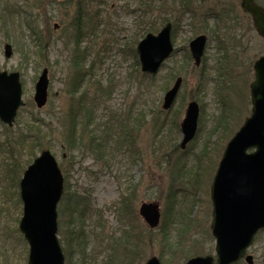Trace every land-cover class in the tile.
<instances>
[{
  "label": "rangeland",
  "instance_id": "1",
  "mask_svg": "<svg viewBox=\"0 0 264 264\" xmlns=\"http://www.w3.org/2000/svg\"><path fill=\"white\" fill-rule=\"evenodd\" d=\"M78 4L81 7L79 17L75 12ZM259 5L264 10V2ZM220 15L224 17L218 18ZM225 18L227 23L223 27ZM163 20L172 22L174 52L151 78L135 63L136 46L147 33L157 34ZM26 23L30 30L26 29ZM77 31L81 34L79 38H75ZM199 34H204L207 41L201 65L195 68L188 43ZM5 44L12 49L9 58L4 57ZM73 49L85 52V69H91L89 85L81 90L84 91L82 105L94 99L95 119L86 131L78 127L79 149L63 152L65 147L59 124L71 103L64 91L71 56L75 55ZM40 54H43L42 58H39ZM263 54L264 41L254 30L250 17L241 10L240 0H0V70L19 73L25 104L13 126L0 123V264H27L29 254L28 245L18 231L22 205L21 202L17 204L15 194L19 197V182L17 187L14 178L11 181L6 177L3 162L10 156L19 160L20 170L15 175L20 180L26 167L41 151L48 150L63 177V194H76L87 204L90 219L84 227L90 239L88 248L100 252L99 259H102V245L109 237H119L124 224L128 227L125 217L124 224L119 222L121 217L115 210L121 195L129 193L126 196L132 207L129 220L132 218L131 224L139 230L146 227L137 214L141 203L156 202L161 218L171 205L168 193L174 172L161 160L167 156L174 161L176 154L171 151L180 150L177 145L182 136L179 129L175 132L173 124L176 122L179 128L190 101H196L199 106L198 128L194 140L183 149V169L186 174L197 170L203 177L197 189L194 187L195 191L187 181H181L186 193H190L180 208L178 200L173 213L178 212L191 224H187L188 232L178 243L187 257L177 261L185 264L191 258L186 249L190 250L194 241L203 246L197 255L215 259V243L210 232L209 187L225 144L250 115L252 65ZM43 69L47 70L48 78L47 103L37 110L32 98L34 85ZM235 75L245 76L247 80L244 119L231 129L232 134L226 142L219 133H212L206 144V135L215 126L222 108L219 89L228 87L230 78ZM177 76L183 82L177 99L169 111H163V94ZM96 82L100 85L99 97L94 94ZM78 96L80 93L76 100ZM29 122L41 132L39 144L42 149L41 146L29 147L36 139L25 130ZM154 122L163 124V130L160 129L158 134L153 128ZM123 124L127 128V143L125 141L117 153L118 140L123 138ZM92 127H95L94 131L89 134ZM23 134L30 136H27L28 143L22 146L24 150L20 156L11 150L8 152V143L11 145L15 141L14 147L19 151L17 142ZM92 135L104 143L107 138L104 149L107 154L102 160H98L86 145ZM205 144L209 157L205 154L200 162L195 161ZM181 182H176L179 189ZM59 205L57 239L62 250ZM174 214L170 230L181 227L184 220L179 223ZM257 237L247 253L253 257L254 264H264V230ZM173 238L177 239L176 235ZM157 250V247L150 250L146 257H156Z\"/></svg>",
  "mask_w": 264,
  "mask_h": 264
},
{
  "label": "water",
  "instance_id": "2",
  "mask_svg": "<svg viewBox=\"0 0 264 264\" xmlns=\"http://www.w3.org/2000/svg\"><path fill=\"white\" fill-rule=\"evenodd\" d=\"M255 0H241V8L251 16L253 26L264 39V10ZM170 24L157 34H147L137 45L140 70L154 75L173 50ZM206 37L199 35L189 43L194 65H200ZM11 46L4 45V57L11 56ZM254 80L250 84L251 114L227 142L210 186L211 235L214 238L213 257L196 256L185 264H233L245 255L255 234L264 228V54L253 65ZM176 78L163 96L162 109L171 108L181 86ZM47 71L38 77L33 95L37 109L47 101ZM20 76L17 72L0 70V122L11 127L17 111L23 107ZM199 108L196 102L188 103L180 123V148L193 140ZM63 193V177L58 164L48 150L42 151L26 168L19 182L22 216L18 230L28 245L27 264H64L57 239V205ZM138 215L149 229L160 221L157 203H141ZM253 264L252 257L244 258ZM144 264H161L150 257Z\"/></svg>",
  "mask_w": 264,
  "mask_h": 264
},
{
  "label": "trees",
  "instance_id": "3",
  "mask_svg": "<svg viewBox=\"0 0 264 264\" xmlns=\"http://www.w3.org/2000/svg\"><path fill=\"white\" fill-rule=\"evenodd\" d=\"M257 3L259 4L261 2ZM80 8L81 7L78 4L76 6L75 11L76 16L78 17L81 10ZM221 17H224V15L218 16V18ZM169 21L170 20H163L162 25ZM226 23L227 20L225 18V23L223 24V27H225ZM26 29L30 30L28 24ZM79 36H81V34L79 33V31H77L75 38H79ZM76 51V49H73L75 55L71 56V60L69 63V69L71 74L69 73L64 91L66 97L71 103L69 109L64 112V117H61L59 124L61 126V136L63 137L62 144L65 147L63 149V152H65L66 150L72 151L79 149V134L77 135L78 127L80 126L82 130L86 131L89 125H91L95 119V107L92 105L94 99L91 102L82 105L84 91L81 90L86 87V85H89V81L91 79L88 73L91 72V69H85V52ZM42 56L43 54H40L39 58H42ZM134 57L135 63L138 64L137 57ZM86 77H88V79L85 80ZM151 78H153V76H151ZM229 81L230 84L228 85V87H221L219 89V101L222 105V108L220 110L219 118L216 119L215 126L211 129L209 134L206 135L208 136L206 139V144H208L207 142L209 139V135H211L212 133H219L224 138V142H226V138H228V136L232 134L231 129H233L234 127L236 128L241 123V119H244L243 109L246 108L247 105L246 96L248 92L246 77L241 75H235V77L230 78ZM94 84L96 87L94 94L99 97L100 85L98 82ZM78 93H80V96H78V99L76 100V96ZM239 112L240 114H237ZM162 127L163 124L157 125L154 122L153 128L156 131V134L159 133L160 129L163 130ZM174 127L176 132V130L179 129L176 122L173 124V128ZM25 128V130L29 131V133L33 134L34 138H36L34 139L35 144L29 147L39 148L41 146V144L39 143L42 140L39 137L41 135L39 128L33 127L32 122H29V125L26 123ZM94 128L95 127H92V129L88 131L89 134L93 133ZM126 129V126H124L123 124L121 130L123 138H125V140L123 138H120L118 140L119 144H117V147L115 146L118 149L117 153L120 152V147L124 146V144L127 143ZM28 135L29 134H23L22 136H20V140H18L17 142V144H19L18 146H20L19 151L16 149V147H14L16 141L14 143L12 142L11 145L8 143V152H10L11 150L13 151V153H15V155L20 156L21 151L24 150L23 147L25 146L23 145L26 144V139H28ZM105 140L107 143V138ZM130 140L128 141V143L130 142ZM30 143L32 142L30 141ZM106 143L100 140L98 141L97 138L92 135L86 145L88 149L91 150V152L95 153V156L98 158V160H102L107 154L104 152V149L106 148L105 146H107ZM129 144L132 146L131 142ZM206 144L201 150L200 155L198 157H195V161L197 160L200 162V158L204 156L206 157V155L207 157H209L210 153H208L207 151L209 149ZM177 146L179 148V145ZM40 148L42 149V146ZM171 153L176 154L177 156H175L176 158L174 157V161H172L171 158H168L167 156H163V160H161L166 164V166H169L171 172H174L172 174L171 184L169 187L170 189L168 193V198L171 200V205H168L167 211L162 214V218L158 228L156 230H149L146 227L140 228V230L137 229V227L135 228L131 224L132 218H130L129 220L130 212L132 209L131 201L129 198L126 197L129 193L126 196L121 195V198L115 210L117 215L121 217L118 218L119 222L123 223V217H125L128 222V227L125 228V224L123 223L124 228L122 231H120L119 237H109L105 245H102V254H104V257L102 259H99V257H101L99 256L100 252H96L95 250L93 251L92 249L88 248L90 239L88 238L85 232L84 225L85 222L90 219V217L88 216L89 209L87 208L85 200L76 194H63L62 200L60 201V205L58 208V218L59 235L61 237L60 240L63 243L62 252L64 256V264H142L148 258L146 256L149 251L155 249L156 247L158 249L156 252L157 257L161 264H178V259L184 260L187 257L184 253V249L181 248L178 243L182 242L183 237L186 236V233L189 229L188 225L191 224V221L186 220L182 215L178 214V212H175V214L173 212L174 209L178 206V200L180 208L181 205L185 203L186 197L190 193L189 191L186 193L187 189L183 188L184 183H182L181 181H187L189 184L192 185V188L195 191L194 187H196L197 189V185L201 183L203 173L194 170L189 171L187 172L188 174H186L185 170L183 169L184 163H182L184 151L172 150ZM2 165H5L4 171L6 172V177L8 176L9 180L11 181H13L14 178V181H17L16 185L18 187L19 180H17L15 174L20 170L19 160L15 159L14 156H10V159L7 162H3ZM215 166L216 165H214L213 169L211 170L212 173L210 174V180ZM198 170L201 171V169ZM177 181L181 182V189H179L178 185H176ZM175 186L177 187V189H175ZM178 193H180L179 196L177 195ZM15 196L16 202L19 205L20 200L18 194H15ZM190 209H192V207H190ZM172 214H174L175 218L177 217L179 223H181L183 219L184 220L181 227L177 229L172 228L170 230L169 224L172 221L171 219H173ZM94 217L99 218L97 214H94ZM174 235H176L177 239L173 238ZM257 240L258 237H256L255 241ZM191 245V247L189 248L190 250L187 251L186 249V252L188 253V255H190V257H192V255L195 256L200 253V248L203 247L202 244L198 241H194V243ZM97 247L100 248L101 245L97 244Z\"/></svg>",
  "mask_w": 264,
  "mask_h": 264
},
{
  "label": "flooded vegetation",
  "instance_id": "4",
  "mask_svg": "<svg viewBox=\"0 0 264 264\" xmlns=\"http://www.w3.org/2000/svg\"><path fill=\"white\" fill-rule=\"evenodd\" d=\"M64 1V0H63Z\"/></svg>",
  "mask_w": 264,
  "mask_h": 264
}]
</instances>
